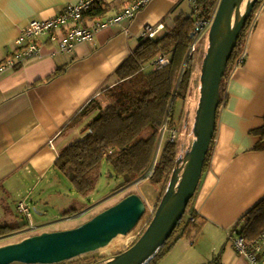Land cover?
<instances>
[{
    "label": "crops",
    "instance_id": "obj_1",
    "mask_svg": "<svg viewBox=\"0 0 264 264\" xmlns=\"http://www.w3.org/2000/svg\"><path fill=\"white\" fill-rule=\"evenodd\" d=\"M79 1L0 0V65L16 50L14 42L22 27L54 17ZM98 1L105 12L83 20V26L113 17L131 4ZM182 1L149 0L131 20L101 29L90 41L76 44L71 53H61L42 37L40 58L0 72L1 224L18 226L11 225V212L20 201L32 206L39 217L53 204L59 207L64 177L54 163L63 148L82 138L78 133L90 117L79 118V114L85 108L94 111L101 93L117 83L116 70L132 55L143 32L189 16L175 14ZM243 53L244 64L222 80L209 160L189 209L199 231L188 239L202 255L192 264H247L228 235L241 229L239 218L264 197V149H256L260 138L252 133L264 128V0L251 19ZM134 194L146 205L140 191ZM31 222L34 226L32 212ZM187 260L176 264H191Z\"/></svg>",
    "mask_w": 264,
    "mask_h": 264
},
{
    "label": "trees",
    "instance_id": "obj_2",
    "mask_svg": "<svg viewBox=\"0 0 264 264\" xmlns=\"http://www.w3.org/2000/svg\"><path fill=\"white\" fill-rule=\"evenodd\" d=\"M129 1L133 3L137 0ZM219 1L197 0V3L202 9V15L210 17ZM260 1L256 2L251 16L239 34L223 79L235 68L236 59L244 52L250 22ZM104 7L96 0L90 9L83 13L82 21L102 16L106 10ZM192 15H181L163 25L154 38L140 40L132 55L116 70L117 83L101 93L106 101L103 109L86 125L81 139L59 152L54 163L55 169L68 180L78 195L86 197L94 191L102 162H106L114 177L120 180L117 190L125 189L144 179L151 170L159 129L166 120L170 126L174 125L173 104L177 99H185L193 80V55L187 56L195 37ZM160 55L168 57L166 65L149 72L142 71L147 63ZM221 85L222 81L220 90ZM89 111L88 108L83 109L79 118L85 117ZM147 129L150 133L143 137L142 133ZM252 133L260 138L256 149L263 150L264 128ZM211 147L210 145L203 169L208 163ZM180 164L176 142L166 141L158 161L152 168L150 182L165 185L167 188ZM76 215L77 212L71 210L63 212L62 217L72 218ZM191 218L194 220L191 221ZM195 218L194 212L188 211L186 220L183 222L182 218L166 243L144 264L162 258L183 236L189 238L191 234H197L199 225L195 223ZM240 223L241 229L235 233L244 240L255 239L264 231V197L239 218L237 224ZM26 228L25 225L0 224V240L19 234ZM177 233L178 236L174 239L176 241H171Z\"/></svg>",
    "mask_w": 264,
    "mask_h": 264
},
{
    "label": "water",
    "instance_id": "obj_3",
    "mask_svg": "<svg viewBox=\"0 0 264 264\" xmlns=\"http://www.w3.org/2000/svg\"><path fill=\"white\" fill-rule=\"evenodd\" d=\"M220 0L208 32V48L200 71L199 99L190 150L180 161L139 238L125 251L98 264H144L170 238L197 189L216 126L220 84L240 32L258 0ZM146 212L140 196L131 193L83 224L42 232L0 246V264H61L106 247L126 236Z\"/></svg>",
    "mask_w": 264,
    "mask_h": 264
},
{
    "label": "rangeland",
    "instance_id": "obj_4",
    "mask_svg": "<svg viewBox=\"0 0 264 264\" xmlns=\"http://www.w3.org/2000/svg\"><path fill=\"white\" fill-rule=\"evenodd\" d=\"M248 1L249 0H246L243 6L248 3ZM177 12L175 14H180L181 12H184L188 15L191 14L192 10L187 0L182 1L181 5L177 9ZM208 32L209 28L207 29L206 33L203 32L199 37V39H202V37L203 39H198V42L196 43L197 50L193 54V61L198 60V63H196V65L194 64L193 80L191 82L187 95L185 99H177L173 104V120L176 127V144L178 150V159L180 161L184 160V157L190 150L194 139V123L199 99L200 71L203 58L208 48ZM195 66L197 67L196 69ZM98 102L99 103L96 109L94 111L90 110L87 114V117H90L89 122L91 121V117H95L106 104V101L104 100L102 95L99 98ZM83 130L79 131V137L81 134H84ZM149 133L150 130L147 129L142 133V136L145 137ZM167 138V132L164 133L162 139H160L159 136L153 156L152 167L158 161ZM146 175L144 179L139 180L131 186L122 190H117V187L120 184V180L114 177L111 167L107 165L106 162H102L97 173L94 191L86 197H82L78 195L74 190H72V185L68 182V180L64 178L63 186L60 187L62 196L59 207L55 208V205L53 204L47 209V213L44 216L39 217L33 207L29 206L31 208L33 216V224L35 228L34 230H30L28 228V222L23 216L19 215L15 209L14 211L12 210L11 225H25L27 227V231H23L14 236L1 239L0 246L19 242L20 240L26 238L28 235H37L38 233L46 230H59L62 228L77 227L88 221L91 217L95 216L101 211L118 203L128 194L140 191V193L143 194V198L146 202V212L139 223L136 225V227L129 234H127L126 236H117L106 247L95 252L79 256L70 261L63 262L61 264H98L101 262H105L118 253L128 249L132 245V243L137 240L140 233L146 228L150 218L152 217L153 211L159 199H161V195H163L166 190L165 185L162 186L161 184H152L150 180L147 179ZM143 181L144 183H142ZM192 202L193 198L188 204V207L186 209L187 212L183 217V222L188 216V211L192 205ZM71 210H75L77 212V215L69 220H65L62 217L63 212ZM176 237V234H174L171 241L175 242L176 240L174 239ZM203 252H205V249H203ZM201 257L202 255L198 251L196 245L194 244V246H191L189 239L186 236H183L182 238L178 239L177 245L171 247V250L167 251L162 258H158L150 264H176V262H179L183 259H188L187 261L192 264L195 262H199L201 260Z\"/></svg>",
    "mask_w": 264,
    "mask_h": 264
},
{
    "label": "built area",
    "instance_id": "obj_5",
    "mask_svg": "<svg viewBox=\"0 0 264 264\" xmlns=\"http://www.w3.org/2000/svg\"><path fill=\"white\" fill-rule=\"evenodd\" d=\"M96 0H81L75 5L67 6L61 13L45 20H32L27 25L19 30L18 36L15 39L16 50L7 57L4 64L0 65V72L6 68H14L17 65L25 64L31 60L40 58L41 44L40 38L45 37L50 43H55L57 49L61 53H71L78 43H86L90 41L97 32L101 29L119 23L122 20H131L134 15L145 6L149 0H137L124 9L117 15L104 20L90 21L87 26H83L82 15L90 9L91 5ZM194 20V40L188 49V55L191 56L196 51V43L201 34L210 27L214 18L215 12L210 17L202 15V9L198 6L197 0H188ZM217 9V8H216ZM216 11V10H215ZM162 29V26L157 29H148L143 32L141 39H152L156 33ZM167 56L160 55L152 60L147 66L142 68V71L155 70L168 63ZM245 54L242 53L235 61V68L244 64ZM168 133L167 141L175 142L177 138L176 128L170 126L166 120L159 129L160 139L164 133ZM89 133H91L89 131ZM51 144V141L49 142ZM153 168V167H152ZM152 175V169L147 172V179ZM16 212L23 216L28 222V228L34 230L31 222V208L24 201L16 204ZM194 219L191 218V221ZM228 240L231 243L236 253L243 257L247 264H264V231L255 239L250 241L244 240L235 232L228 235Z\"/></svg>",
    "mask_w": 264,
    "mask_h": 264
}]
</instances>
